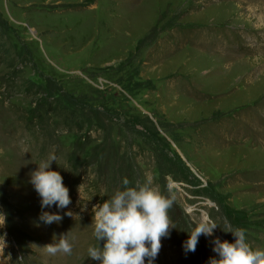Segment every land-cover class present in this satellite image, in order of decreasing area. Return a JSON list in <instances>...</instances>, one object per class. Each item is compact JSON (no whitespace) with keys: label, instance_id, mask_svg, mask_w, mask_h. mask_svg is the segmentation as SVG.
Segmentation results:
<instances>
[{"label":"rangeland","instance_id":"1","mask_svg":"<svg viewBox=\"0 0 264 264\" xmlns=\"http://www.w3.org/2000/svg\"><path fill=\"white\" fill-rule=\"evenodd\" d=\"M0 24L30 59L0 66V264H100L87 252L104 244L92 209L125 178L175 196L176 228L153 264H209L213 240L234 242L237 228L264 250V0H0ZM25 80L89 108L101 129L67 131ZM50 154L72 201L63 210L42 209L29 183ZM172 166L185 181L164 175ZM42 211L63 220L46 225ZM207 217L219 228L185 253ZM66 233L72 254L48 255Z\"/></svg>","mask_w":264,"mask_h":264},{"label":"clouds","instance_id":"2","mask_svg":"<svg viewBox=\"0 0 264 264\" xmlns=\"http://www.w3.org/2000/svg\"><path fill=\"white\" fill-rule=\"evenodd\" d=\"M57 163V157L50 154L42 161L36 170L30 173L29 183L41 198V208L63 210L71 203L68 188L63 183V177L58 171L50 169L52 162ZM123 190L93 207V236L104 241L103 247L90 246L88 257L100 264H153L162 247L161 239L170 236V230L176 228L169 216V210L175 202L174 195H164L153 186L148 178L143 184L129 187V180L123 179ZM171 191V190H169ZM85 207H81L84 211ZM68 217H79L71 210L64 213ZM6 217L0 214V227L5 224ZM39 220L46 225L59 224L63 216L59 212L42 211ZM219 228L216 221L207 217L202 219L189 233L184 242L185 253L195 252L199 237L213 236L214 229ZM234 236V242L221 241L219 237L213 240V251L218 259L210 258L209 264H264V250L253 249L246 241L245 230L228 231ZM75 239V237H72ZM50 256L57 254L71 255L73 244L68 233L61 234L58 242L43 246Z\"/></svg>","mask_w":264,"mask_h":264},{"label":"trees","instance_id":"3","mask_svg":"<svg viewBox=\"0 0 264 264\" xmlns=\"http://www.w3.org/2000/svg\"><path fill=\"white\" fill-rule=\"evenodd\" d=\"M30 63V59L27 58V55H23L21 51H16L13 47L6 33L3 32L2 25L0 24V66H6L7 68L17 67V65L25 66ZM26 85L30 86L25 93L31 95V88L35 89V93H38L44 97L45 103L48 106V109L45 114L51 115L52 117L58 118L66 125L67 131L69 132H81L86 130L87 133L96 132L100 130V127L92 125V110L82 105L73 106L70 108L62 104L57 98L46 97L45 91L40 90V88L30 82L29 80L23 81ZM39 91V92H38ZM73 105V104H72ZM83 110H87L84 112ZM62 126V127H65ZM105 160V159H104ZM163 172L165 176H171L178 179L179 181H185L184 174L179 171L178 167L172 166L171 168H164ZM197 193H199L197 191Z\"/></svg>","mask_w":264,"mask_h":264}]
</instances>
